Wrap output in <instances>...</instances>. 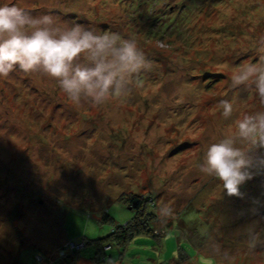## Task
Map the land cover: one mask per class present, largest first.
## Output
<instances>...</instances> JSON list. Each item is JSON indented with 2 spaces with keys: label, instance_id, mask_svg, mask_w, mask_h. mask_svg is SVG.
I'll return each mask as SVG.
<instances>
[{
  "label": "rangeland",
  "instance_id": "obj_1",
  "mask_svg": "<svg viewBox=\"0 0 264 264\" xmlns=\"http://www.w3.org/2000/svg\"><path fill=\"white\" fill-rule=\"evenodd\" d=\"M9 2L134 39L152 67L99 106L73 104L40 72L0 77V264H264V162L240 196L199 170L228 136L264 156L236 128L264 103L254 82L230 79L264 60V0ZM133 194L151 204L154 235L109 245L104 214L125 225Z\"/></svg>",
  "mask_w": 264,
  "mask_h": 264
},
{
  "label": "clouds",
  "instance_id": "obj_2",
  "mask_svg": "<svg viewBox=\"0 0 264 264\" xmlns=\"http://www.w3.org/2000/svg\"><path fill=\"white\" fill-rule=\"evenodd\" d=\"M151 67L134 39L97 33L79 23L60 27L51 14L34 16L15 3L0 4V77L17 69L25 74L40 72L56 80L73 104L99 106L112 96L126 93L132 78ZM230 79L233 86L254 82L264 103L261 57L258 63L250 62L234 72ZM220 106L224 118L232 115L231 103L221 100ZM236 128L242 141L258 150L264 148V113L244 116ZM235 144L232 136L211 143L199 164L200 172L219 181L228 196H240V186L264 162V156L257 160ZM160 214L171 217L174 212L165 206Z\"/></svg>",
  "mask_w": 264,
  "mask_h": 264
},
{
  "label": "trees",
  "instance_id": "obj_3",
  "mask_svg": "<svg viewBox=\"0 0 264 264\" xmlns=\"http://www.w3.org/2000/svg\"><path fill=\"white\" fill-rule=\"evenodd\" d=\"M125 204L128 205L127 209H130L133 213V217H131L125 225L117 223L115 225V219L108 214H104L102 223H107L112 229L107 238L109 239V245H120V247L124 248L130 242H132L136 237L140 235H150L152 234V228L149 226L147 217L150 214L147 213V207L151 204L147 200V197H143L141 195H131L125 199ZM150 219V217H148ZM115 225V228H114ZM154 234H152L153 236ZM113 246L109 247L112 248ZM105 255H101V259L105 258Z\"/></svg>",
  "mask_w": 264,
  "mask_h": 264
}]
</instances>
